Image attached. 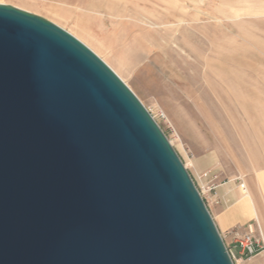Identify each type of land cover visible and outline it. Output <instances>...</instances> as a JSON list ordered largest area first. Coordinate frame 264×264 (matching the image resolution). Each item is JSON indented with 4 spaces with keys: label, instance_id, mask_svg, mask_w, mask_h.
<instances>
[{
    "label": "water",
    "instance_id": "95a60500",
    "mask_svg": "<svg viewBox=\"0 0 264 264\" xmlns=\"http://www.w3.org/2000/svg\"><path fill=\"white\" fill-rule=\"evenodd\" d=\"M0 9V264H234L133 91L59 26Z\"/></svg>",
    "mask_w": 264,
    "mask_h": 264
},
{
    "label": "rangeland",
    "instance_id": "374dc122",
    "mask_svg": "<svg viewBox=\"0 0 264 264\" xmlns=\"http://www.w3.org/2000/svg\"><path fill=\"white\" fill-rule=\"evenodd\" d=\"M0 4L52 22L93 51L157 121L189 173H199L195 182L212 172L220 185L264 164V0ZM75 22L101 29L106 47Z\"/></svg>",
    "mask_w": 264,
    "mask_h": 264
},
{
    "label": "crops",
    "instance_id": "0c3cea01",
    "mask_svg": "<svg viewBox=\"0 0 264 264\" xmlns=\"http://www.w3.org/2000/svg\"><path fill=\"white\" fill-rule=\"evenodd\" d=\"M190 174L199 173L190 170ZM205 202L227 246H233L231 231L236 226L257 220L264 232V164L253 166L243 177L220 184L216 194ZM238 264H264V253Z\"/></svg>",
    "mask_w": 264,
    "mask_h": 264
},
{
    "label": "built area",
    "instance_id": "2783aa9c",
    "mask_svg": "<svg viewBox=\"0 0 264 264\" xmlns=\"http://www.w3.org/2000/svg\"><path fill=\"white\" fill-rule=\"evenodd\" d=\"M187 167V165L185 164ZM219 176L216 173H203L195 184L206 201L207 197L218 188ZM231 236L233 246H227V251L234 264L250 260L264 253V233L258 222H251L245 227H236L232 229Z\"/></svg>",
    "mask_w": 264,
    "mask_h": 264
},
{
    "label": "bare ground",
    "instance_id": "6f19581e",
    "mask_svg": "<svg viewBox=\"0 0 264 264\" xmlns=\"http://www.w3.org/2000/svg\"><path fill=\"white\" fill-rule=\"evenodd\" d=\"M92 20V19H91ZM90 23V22H89ZM81 24V25H80ZM92 24V23H91ZM75 27L80 31V34H81V31L86 33L87 35H89V37L91 39H93L94 41H96L97 43H99L101 46H103L104 48L106 47V37H104V35L102 34V31L101 29L100 30H95L94 29V26H86L80 22H75L74 23ZM76 29V31H77ZM79 33V32H78ZM83 36V35H82ZM86 37V36H85ZM88 37V36H87ZM110 40H112L111 38H108ZM118 56V55H117ZM120 57V56H118ZM123 59V58H122ZM121 59V60H122ZM121 62V61H120Z\"/></svg>",
    "mask_w": 264,
    "mask_h": 264
},
{
    "label": "snow or ice",
    "instance_id": "6c2138e0",
    "mask_svg": "<svg viewBox=\"0 0 264 264\" xmlns=\"http://www.w3.org/2000/svg\"><path fill=\"white\" fill-rule=\"evenodd\" d=\"M6 13L4 12V10L0 9V15H5Z\"/></svg>",
    "mask_w": 264,
    "mask_h": 264
}]
</instances>
